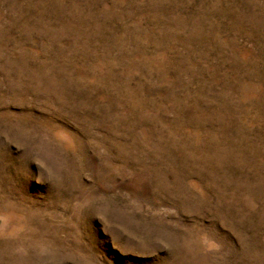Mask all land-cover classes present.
Here are the masks:
<instances>
[{"label":"rangeland","instance_id":"1","mask_svg":"<svg viewBox=\"0 0 264 264\" xmlns=\"http://www.w3.org/2000/svg\"><path fill=\"white\" fill-rule=\"evenodd\" d=\"M0 264H264V0H0Z\"/></svg>","mask_w":264,"mask_h":264}]
</instances>
